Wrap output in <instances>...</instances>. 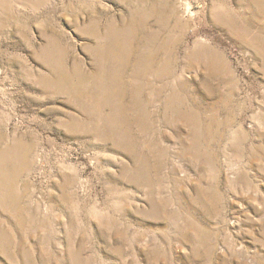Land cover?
<instances>
[{
	"label": "rangeland",
	"instance_id": "374dc122",
	"mask_svg": "<svg viewBox=\"0 0 264 264\" xmlns=\"http://www.w3.org/2000/svg\"><path fill=\"white\" fill-rule=\"evenodd\" d=\"M0 264H264V0H0Z\"/></svg>",
	"mask_w": 264,
	"mask_h": 264
}]
</instances>
